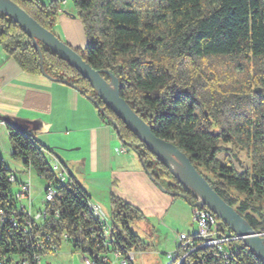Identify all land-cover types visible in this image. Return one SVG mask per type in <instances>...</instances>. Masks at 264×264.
I'll use <instances>...</instances> for the list:
<instances>
[{
	"label": "trees",
	"instance_id": "16d2710c",
	"mask_svg": "<svg viewBox=\"0 0 264 264\" xmlns=\"http://www.w3.org/2000/svg\"><path fill=\"white\" fill-rule=\"evenodd\" d=\"M9 1L52 33L59 1L48 5L37 0ZM70 2L86 38L84 49L75 52L106 83L115 77L119 96L153 135L185 155L212 190L264 236V0ZM37 45L41 60L32 40L0 14V47L21 71L44 73L88 98L122 147L135 152L147 176L192 209L196 201L192 191L103 104L88 81L55 53ZM8 130L12 158L50 182L56 196L44 206L45 220L31 222L26 229L25 216L10 191L11 172L0 160V212L16 221V227L9 223L0 227V260L13 256L33 264L34 255L52 254L66 243L96 264H111L107 258L111 254L120 264H131L129 254L142 248L130 228L140 212L112 196L111 237L105 247L102 227L86 193L72 177L65 182L56 178L47 154L30 135L11 126ZM227 145L244 151L249 161L246 169L232 165ZM220 154L226 155L223 161ZM171 264L263 262L235 241L227 260L212 248L188 253L176 247Z\"/></svg>",
	"mask_w": 264,
	"mask_h": 264
},
{
	"label": "crops",
	"instance_id": "0c3cea01",
	"mask_svg": "<svg viewBox=\"0 0 264 264\" xmlns=\"http://www.w3.org/2000/svg\"><path fill=\"white\" fill-rule=\"evenodd\" d=\"M37 1L48 5L52 0ZM57 1L65 4H60L52 33L74 50L84 49L83 27L73 15L70 0ZM6 120L23 126V131L43 148L49 161H57L67 179L72 177L89 202L110 221L105 212L111 211L112 196L133 207L144 204L154 208L158 202L167 201L144 172L137 155L128 149L125 153L119 152L122 145L114 129L101 118L88 98L67 84L21 71L0 47V160L10 172L11 166L19 171L17 162L23 172L30 174L31 169L12 158L8 126L14 127ZM28 174L14 177L16 193L19 183L29 182L31 196ZM40 209L42 207L35 210L32 203L33 212ZM155 218L160 216L155 215ZM111 256L120 263L117 256Z\"/></svg>",
	"mask_w": 264,
	"mask_h": 264
},
{
	"label": "water",
	"instance_id": "95a60500",
	"mask_svg": "<svg viewBox=\"0 0 264 264\" xmlns=\"http://www.w3.org/2000/svg\"><path fill=\"white\" fill-rule=\"evenodd\" d=\"M0 14L18 25L28 38L32 40L38 51L40 60L42 57L37 42L59 56L88 81L103 104L165 164L171 175L180 184L192 191L197 200L192 207L201 206L208 209L236 236L238 241L264 264V236L256 234L244 219L212 190L209 184L197 173L185 155L171 143L165 142L153 135L150 128L119 96L118 81L115 77L110 76V83H106L99 72L87 65L74 49L60 41L53 33L39 26L9 0H0ZM43 76H45L44 73ZM6 122L12 124L9 120H6ZM13 127L18 131L24 130L23 126L13 125ZM167 159L173 160L178 165L183 174L182 178H179L172 171Z\"/></svg>",
	"mask_w": 264,
	"mask_h": 264
},
{
	"label": "rangeland",
	"instance_id": "374dc122",
	"mask_svg": "<svg viewBox=\"0 0 264 264\" xmlns=\"http://www.w3.org/2000/svg\"><path fill=\"white\" fill-rule=\"evenodd\" d=\"M226 148L229 152L230 162L235 168L244 170L249 166L244 151L233 145H227ZM129 151L131 154H135L132 150ZM225 156V154H220L218 158L223 161ZM15 164L18 166L19 171L11 166V173L14 177L28 174L23 172V168L18 165L19 163L15 162ZM28 178L31 182V199L36 210L43 206L44 194L40 189L43 188L44 181L32 169L28 174ZM157 187L160 193L167 198L166 202H158V205L153 206L154 208L144 204H139L140 208L134 206L140 211L141 217L133 221L130 228L138 236L142 248L129 254L128 261L131 264H171L170 255L175 254L176 238L180 234L194 233L197 230V226L192 219L190 206L185 200L172 196V192H168L161 186ZM16 189V184H11L10 191L12 194L16 193ZM105 214L111 218V211L109 214L107 212ZM155 215L160 216V218H155ZM80 256V254L73 252L69 245L63 243L58 252L41 257V264L46 262L48 264H82ZM109 259L111 264H120L114 261L111 255Z\"/></svg>",
	"mask_w": 264,
	"mask_h": 264
},
{
	"label": "built area",
	"instance_id": "2783aa9c",
	"mask_svg": "<svg viewBox=\"0 0 264 264\" xmlns=\"http://www.w3.org/2000/svg\"><path fill=\"white\" fill-rule=\"evenodd\" d=\"M64 6L65 2L60 3ZM127 148H120V153H125ZM50 167L56 178L61 182H65L67 177L63 168L59 165V163L53 159L49 161ZM8 182L15 183L14 176L8 177ZM43 196V206L42 209L33 212L32 211V201L30 196V184L29 182H24L19 184L18 192L15 194V198L19 203V211L25 216L24 225L27 229L31 222L41 223L45 220L46 214L44 212V206L48 203H51L56 196V191L53 188L50 182L44 181V186L42 188ZM197 200L195 201V203ZM88 206L94 216L95 219L98 220L100 226L102 227V231L104 233L105 242L103 245L105 247L108 246V242L110 240V220L106 218L100 209L91 204L88 201ZM193 222L197 226V230L194 232V235L191 237L190 234H180L177 238V248L181 251H187L190 253L198 248H212L215 252L216 256H219L223 260H227L229 256V248L233 245L235 241H238L236 236L229 232L226 233L224 229H222L220 223H222L218 218L212 214L208 209L201 206H195L191 209ZM5 223L11 224L13 227H16V221L13 217H5V215L0 212V227H3ZM65 240V237L63 238ZM53 252L57 251L53 249ZM115 255V254H114ZM116 256V255H115ZM175 254L170 255L171 259H173ZM183 259V258H182ZM181 259V260H182ZM81 263L82 264H96L85 256L81 255ZM0 264H31L28 259H20L16 257H5L0 260ZM33 264H41V257L39 255H34ZM124 264V262H121Z\"/></svg>",
	"mask_w": 264,
	"mask_h": 264
},
{
	"label": "bare ground",
	"instance_id": "6f19581e",
	"mask_svg": "<svg viewBox=\"0 0 264 264\" xmlns=\"http://www.w3.org/2000/svg\"><path fill=\"white\" fill-rule=\"evenodd\" d=\"M168 164L170 165L172 171L179 177L182 178L183 174L180 170V168L178 167V165L171 159H167Z\"/></svg>",
	"mask_w": 264,
	"mask_h": 264
}]
</instances>
